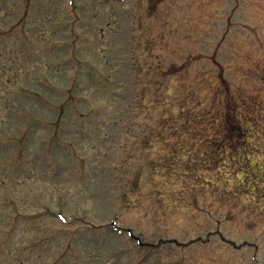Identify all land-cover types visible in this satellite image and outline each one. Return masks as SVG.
I'll return each mask as SVG.
<instances>
[{
  "label": "rangeland",
  "instance_id": "374dc122",
  "mask_svg": "<svg viewBox=\"0 0 264 264\" xmlns=\"http://www.w3.org/2000/svg\"><path fill=\"white\" fill-rule=\"evenodd\" d=\"M260 261L264 0H0V264Z\"/></svg>",
  "mask_w": 264,
  "mask_h": 264
},
{
  "label": "trees",
  "instance_id": "16d2710c",
  "mask_svg": "<svg viewBox=\"0 0 264 264\" xmlns=\"http://www.w3.org/2000/svg\"><path fill=\"white\" fill-rule=\"evenodd\" d=\"M237 114L236 107L229 104V107H227L224 113L223 123L217 124L214 128V132L216 134L213 138V151H222V153L227 154L236 150L238 145L243 141L242 138H244L243 135L246 134L247 128L244 126L242 119ZM245 115H247L250 120L256 119L252 113L246 112ZM253 123L256 124V122ZM225 142H228V144L224 145ZM225 151L229 152L226 153Z\"/></svg>",
  "mask_w": 264,
  "mask_h": 264
}]
</instances>
